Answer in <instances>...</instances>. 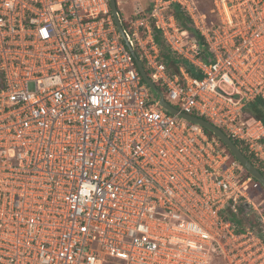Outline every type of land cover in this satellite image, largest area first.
<instances>
[{
  "label": "built area",
  "instance_id": "2783aa9c",
  "mask_svg": "<svg viewBox=\"0 0 264 264\" xmlns=\"http://www.w3.org/2000/svg\"><path fill=\"white\" fill-rule=\"evenodd\" d=\"M177 4L196 35L169 12ZM0 0V264H264L224 209L260 182L202 117L264 165V0ZM195 74H173L152 28ZM201 41L206 51L202 50ZM139 50V52H138Z\"/></svg>",
  "mask_w": 264,
  "mask_h": 264
},
{
  "label": "trees",
  "instance_id": "16d2710c",
  "mask_svg": "<svg viewBox=\"0 0 264 264\" xmlns=\"http://www.w3.org/2000/svg\"><path fill=\"white\" fill-rule=\"evenodd\" d=\"M118 3V0H117ZM200 7L209 13L210 8L212 6L211 0H199ZM149 6V5H148ZM119 11V6H118ZM170 13L174 14L180 24L183 28L190 31V33L196 35V31L191 25V19L187 16V14L181 10V8L173 3L169 10ZM120 13V11H119ZM153 38L155 42L158 44L160 49V57L161 60L166 64L167 69L169 73L173 74L179 70L180 67H185L192 73H196L192 67V65L184 58L178 56L175 52L172 51L168 43L166 42L165 38L163 37L160 30L156 27L152 28ZM202 46V50L206 51V46L203 41L200 42ZM139 52V50H138ZM140 53V52H139ZM143 65L148 73H150V70L147 66L146 61L142 58ZM158 87L164 91L165 89L161 87L159 84H157ZM248 117L254 118V119H260L264 123V99L263 98H257L251 103H249L248 107ZM206 129V128H205ZM206 131L212 135L216 136L212 131L209 129H206ZM219 139V138H218ZM234 142L239 146V148L245 153L248 158L258 166V168L264 173V165L263 163L259 162L258 159H256L245 147L243 143L240 141L233 139ZM220 143L222 146H224L230 153L232 159H236L235 156L231 153V151L228 149V147L225 145V143L220 140ZM246 175H251L246 169H245ZM263 190L264 187L260 186ZM257 204L259 207V210H255L251 203L247 202L245 199H240L236 203V209L232 208V204H229L224 209V216L227 220H230L234 225L237 226L239 231L245 230L247 227L259 229L260 227V216L258 212H264V195L256 198Z\"/></svg>",
  "mask_w": 264,
  "mask_h": 264
},
{
  "label": "water",
  "instance_id": "95a60500",
  "mask_svg": "<svg viewBox=\"0 0 264 264\" xmlns=\"http://www.w3.org/2000/svg\"><path fill=\"white\" fill-rule=\"evenodd\" d=\"M110 5L112 9V14L114 17V20L121 32L123 34V26L119 17V11H118V3L117 0H110ZM132 52L135 56V60L138 66V69L143 77V79L149 84V86L154 90V92L158 93L160 96V102L163 107L171 111L172 113L179 114L183 118L198 123L202 125L204 128L209 129L212 131L220 140H222L225 145L228 147V149L231 151V153L235 156L236 159L239 160V162L244 166V168L256 179L260 182V184L264 187V173L258 168L256 164H254L248 156L245 155V153L239 148V146L234 142V140L227 135L223 129L220 127H217L214 125L211 121L204 119L202 117H197L194 115H190L184 112H179V110L171 105L166 99L164 98L163 92L156 86L154 81L150 78L148 75L142 60L138 57L137 52L135 49H132Z\"/></svg>",
  "mask_w": 264,
  "mask_h": 264
},
{
  "label": "rangeland",
  "instance_id": "374dc122",
  "mask_svg": "<svg viewBox=\"0 0 264 264\" xmlns=\"http://www.w3.org/2000/svg\"><path fill=\"white\" fill-rule=\"evenodd\" d=\"M148 3H149V0H118L120 19L121 20L130 19L131 17H133L136 7L146 8ZM249 194L251 198L257 202L256 198L263 196L264 190L261 187L257 189L250 188Z\"/></svg>",
  "mask_w": 264,
  "mask_h": 264
}]
</instances>
